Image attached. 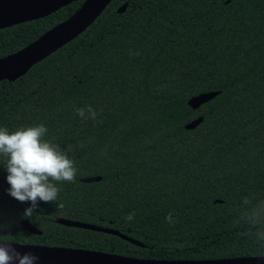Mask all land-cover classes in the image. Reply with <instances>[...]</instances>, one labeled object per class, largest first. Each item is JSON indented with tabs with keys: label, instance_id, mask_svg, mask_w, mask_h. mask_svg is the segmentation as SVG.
I'll return each mask as SVG.
<instances>
[{
	"label": "trees",
	"instance_id": "1",
	"mask_svg": "<svg viewBox=\"0 0 264 264\" xmlns=\"http://www.w3.org/2000/svg\"><path fill=\"white\" fill-rule=\"evenodd\" d=\"M81 3L0 29V57ZM207 91L219 93L196 109L187 105ZM89 106L97 118L82 120L75 109L88 116ZM37 124L61 148L83 145L66 153L76 179L57 183V201L25 217L30 204L8 194L0 157V222L11 224L0 240L168 260L264 255L243 219L264 201V0H112L24 75L0 80V127ZM86 176L100 180L80 181ZM21 219L41 233L22 229Z\"/></svg>",
	"mask_w": 264,
	"mask_h": 264
},
{
	"label": "water",
	"instance_id": "2",
	"mask_svg": "<svg viewBox=\"0 0 264 264\" xmlns=\"http://www.w3.org/2000/svg\"><path fill=\"white\" fill-rule=\"evenodd\" d=\"M76 0H0V29L26 21L48 16L61 7ZM112 0H83L81 5L65 20L55 24L37 39L21 49L0 57V80L14 81L24 75L34 64L62 47L83 32L110 4ZM127 3L120 5L117 13H123ZM218 91L201 92L190 97L187 105L196 109L214 98ZM203 120L198 116L184 125L185 129L195 128ZM100 180L99 176L82 177V182ZM55 222L64 226L83 228L116 235L136 245L141 243L119 231L99 225L56 217ZM22 229L40 234L28 219H21ZM9 242V241H2ZM21 253L31 252L39 257L35 264H264V255L240 256L205 260H168L153 258H137L91 250L85 248H70L62 246H46L39 244H21L11 242Z\"/></svg>",
	"mask_w": 264,
	"mask_h": 264
},
{
	"label": "clouds",
	"instance_id": "3",
	"mask_svg": "<svg viewBox=\"0 0 264 264\" xmlns=\"http://www.w3.org/2000/svg\"><path fill=\"white\" fill-rule=\"evenodd\" d=\"M75 112L82 120L97 118L91 106L87 109L88 116H85L84 108H76ZM47 134L48 129L43 124L20 127L11 132L0 127V157L4 158L2 166L7 172L8 194L21 203L30 204L23 212L25 217H31L40 202L52 204L57 201L60 191L57 183L76 179L77 169L66 153L83 145L78 143L61 148L46 140ZM126 219L131 221L133 214ZM166 219L173 222L171 216ZM243 219L247 226L245 234L264 244V201L254 206ZM10 227L11 224L0 222V232ZM38 260L36 254L21 253L11 242L0 243V264H35Z\"/></svg>",
	"mask_w": 264,
	"mask_h": 264
},
{
	"label": "flooded vegetation",
	"instance_id": "4",
	"mask_svg": "<svg viewBox=\"0 0 264 264\" xmlns=\"http://www.w3.org/2000/svg\"><path fill=\"white\" fill-rule=\"evenodd\" d=\"M83 1V0H82ZM26 244H29V243H26ZM39 245H42V244H39Z\"/></svg>",
	"mask_w": 264,
	"mask_h": 264
},
{
	"label": "rangeland",
	"instance_id": "5",
	"mask_svg": "<svg viewBox=\"0 0 264 264\" xmlns=\"http://www.w3.org/2000/svg\"><path fill=\"white\" fill-rule=\"evenodd\" d=\"M10 242V241H9Z\"/></svg>",
	"mask_w": 264,
	"mask_h": 264
}]
</instances>
